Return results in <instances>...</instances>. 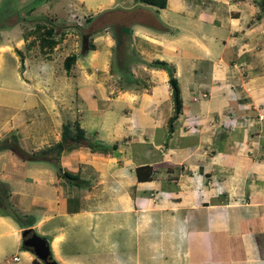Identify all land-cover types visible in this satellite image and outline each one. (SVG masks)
<instances>
[{
  "label": "crops",
  "instance_id": "crops-1",
  "mask_svg": "<svg viewBox=\"0 0 264 264\" xmlns=\"http://www.w3.org/2000/svg\"><path fill=\"white\" fill-rule=\"evenodd\" d=\"M76 1L48 8L52 26L65 15L50 48L32 34L33 7L0 24V140L31 153L64 121L84 131L52 158L0 149L23 215L0 207V264H34L1 258L24 227L60 264H264V0ZM152 59L179 87L170 132L167 73Z\"/></svg>",
  "mask_w": 264,
  "mask_h": 264
},
{
  "label": "trees",
  "instance_id": "trees-1",
  "mask_svg": "<svg viewBox=\"0 0 264 264\" xmlns=\"http://www.w3.org/2000/svg\"><path fill=\"white\" fill-rule=\"evenodd\" d=\"M141 1L144 3L152 4L155 6L163 7L165 4V0H134ZM54 27L49 24H44V22H36L35 27L32 28V34L37 38L38 44L42 49L43 46L52 47L56 42L53 37ZM92 47V42L86 39L84 34L81 44L82 52L88 48ZM74 55L68 54L63 58V66L64 68H68L69 64L73 61ZM149 66H154L158 68H162L167 73V81L170 90V97L172 101V113L169 115L167 120V130L170 132L172 130V122L176 118L177 114L181 109V98L179 93V87L174 75V67L169 64L167 61L163 59H152L147 62ZM84 139V131L79 126L76 120L74 121H64L60 127V138L56 142L44 146L41 149L31 152L24 153L16 145H14L11 141H7L6 139L0 140V149L1 148H10L18 155L24 158H35V157H43V158H52V156H57L59 151L67 146L72 141H80ZM99 144H91L90 147L98 146ZM150 166L149 165H140L136 166V175L138 179L148 178L150 176ZM63 174L66 176H72L71 173L67 171H63ZM7 194H8V186L7 184L0 180V207L9 215H11L16 220H22L23 215L16 212L12 207L8 205L7 202ZM22 248L29 249L25 245L21 244ZM32 261L34 264H42L37 259L33 258Z\"/></svg>",
  "mask_w": 264,
  "mask_h": 264
},
{
  "label": "rangeland",
  "instance_id": "rangeland-1",
  "mask_svg": "<svg viewBox=\"0 0 264 264\" xmlns=\"http://www.w3.org/2000/svg\"><path fill=\"white\" fill-rule=\"evenodd\" d=\"M56 0H0V24L2 23H6L7 21H10L11 19H14L15 16H20V12L25 11L26 7H33L32 10V14L33 15H38L36 17L37 22H44V24H49L50 21L52 20L49 17V13L50 10H48L49 7H54V2ZM71 2H74L73 5H71V7H83L82 5H80L76 0H69ZM85 4H89V7H92L93 4H95V0H83ZM7 3H10L9 5H6ZM23 3V4H21ZM6 5V6H4ZM40 7H46V9L42 8V10L40 9ZM56 7V6H55ZM59 7H66L64 5V3H60ZM8 16V18H7ZM58 16H60V20L59 22H54L53 26L55 29H57L59 26H64L62 25L63 23L61 22L64 18V14L61 13ZM6 17V18H5ZM89 19V18H88ZM33 22V21H32ZM36 23H33V26L35 27ZM32 25V24H31ZM72 25H68V30H66L65 32H68L69 29L71 30L72 33H78L79 30L76 29V27H73L74 29L71 28ZM65 28V27H64ZM84 36V34L82 35ZM24 248H22V246H19V250L17 251H11L9 248H5V251L2 253L1 258L7 259V262L12 261L11 260V256L13 254L18 256V260L22 261V260H26V259H37L39 262H41L42 264H44V262L37 256L35 255L32 251H30V249L25 250L24 252H22ZM27 255H29V257H27Z\"/></svg>",
  "mask_w": 264,
  "mask_h": 264
},
{
  "label": "water",
  "instance_id": "water-1",
  "mask_svg": "<svg viewBox=\"0 0 264 264\" xmlns=\"http://www.w3.org/2000/svg\"><path fill=\"white\" fill-rule=\"evenodd\" d=\"M21 244L37 255L44 264H60L50 254L47 240L37 234L32 227H24L20 231Z\"/></svg>",
  "mask_w": 264,
  "mask_h": 264
},
{
  "label": "flooded vegetation",
  "instance_id": "flooded-vegetation-1",
  "mask_svg": "<svg viewBox=\"0 0 264 264\" xmlns=\"http://www.w3.org/2000/svg\"><path fill=\"white\" fill-rule=\"evenodd\" d=\"M10 3H7L6 5H9ZM21 4H23V3H21ZM6 5H4V6H6ZM16 17H18V16H16Z\"/></svg>",
  "mask_w": 264,
  "mask_h": 264
},
{
  "label": "built area",
  "instance_id": "built-area-1",
  "mask_svg": "<svg viewBox=\"0 0 264 264\" xmlns=\"http://www.w3.org/2000/svg\"><path fill=\"white\" fill-rule=\"evenodd\" d=\"M13 258L15 259L16 257L13 256Z\"/></svg>",
  "mask_w": 264,
  "mask_h": 264
}]
</instances>
